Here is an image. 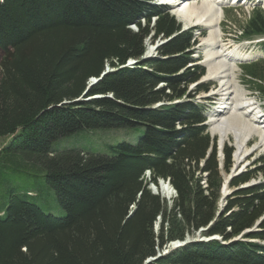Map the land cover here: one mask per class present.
Here are the masks:
<instances>
[{
  "label": "trees",
  "instance_id": "1",
  "mask_svg": "<svg viewBox=\"0 0 264 264\" xmlns=\"http://www.w3.org/2000/svg\"><path fill=\"white\" fill-rule=\"evenodd\" d=\"M150 1L0 0V137L11 136L1 162L44 168L63 211L44 212L38 195L10 191L0 207V264H264V182L231 195L205 232L220 239L156 257L158 247L214 220L222 180L205 115L192 100L209 85L188 94L204 74L201 65L188 66L192 35L178 33L165 6ZM240 31L245 39L264 35V8L255 9ZM151 33L173 37L159 49L165 58L141 61ZM259 47L264 51V42ZM129 59L137 64L125 66ZM106 63L111 70L101 75ZM240 68L262 82L255 85L264 94V59ZM90 77L96 81L85 96H102L76 100ZM183 97L191 100L172 103ZM160 101L170 103L153 107ZM138 126L143 134L135 143L106 144L105 153L54 148L85 130ZM230 154L225 148L226 170ZM146 170L148 182L169 180L177 196L169 208L148 189ZM195 172L207 174L205 187ZM251 176L245 171L230 185ZM259 219L258 231L226 242Z\"/></svg>",
  "mask_w": 264,
  "mask_h": 264
},
{
  "label": "rangeland",
  "instance_id": "2",
  "mask_svg": "<svg viewBox=\"0 0 264 264\" xmlns=\"http://www.w3.org/2000/svg\"><path fill=\"white\" fill-rule=\"evenodd\" d=\"M158 0H151L150 3L153 4L154 2H157ZM203 0H191L187 2L188 4L192 5H200ZM257 2V3H256ZM180 4H176L178 6ZM223 17L221 19V42L220 45H222L224 48H227V50H231L233 48H237L238 54L241 56H251L254 57L256 54L259 53V45L256 40L260 41L261 38H257L255 36V40L252 41H245L242 40L240 37L241 26L245 25L248 21V19L251 17L253 11L257 8H264V0H260V2L256 1L253 2H247V3H237V4H231L230 1L224 0L223 2ZM169 13V12H168ZM155 18L151 19L150 27L155 23ZM179 22L180 24V32L183 33L187 32L192 35L190 40L191 47L189 48V56L193 60L192 63H190L188 66L193 64H200L203 66L204 69V75L200 77L199 80L196 82L191 83L188 86V94L193 95L194 90L200 86H207L210 85L208 91H200L193 97V101L201 105V107L204 109V112L207 116H209L211 120V115L215 112L216 107L218 105L219 99H221V95H213V93H217V89H219V81L217 80H211L208 78V66L205 63V51L202 46L203 42V36H207L208 29L205 26V24L202 23H191L188 21ZM142 25L144 23L142 22ZM198 28V29H196ZM131 29L133 31L136 30V26L132 25ZM200 33V35H199ZM152 35V36H151ZM150 36H148L143 43L144 46V55L140 57L141 61H145L148 58H165L160 55L159 49L163 44H165L166 41L171 39L165 38L163 36H155L153 33H151ZM254 38V37H252ZM193 43V45H192ZM2 57V52L0 50V60ZM240 59H244V57H241ZM237 60L234 67V72L236 75V80L238 85H240V90L247 89L251 93H256L262 95L260 92H258V89L255 85V83L250 81L245 75L244 72L240 68V64L244 60ZM255 59V58H251ZM136 60H134L133 63L129 64V61L127 60L124 65L126 66H134ZM105 69L103 72H105L106 69H110L108 63L104 66ZM103 75V73L101 74ZM92 80V81H91ZM96 78L93 79V77H90L87 81V88L82 93L81 97L77 98L76 100H90V99H96L101 97L102 95H92V96H85L89 87L95 83ZM92 82V83H91ZM91 83V84H90ZM164 85L163 83L158 84V87H161ZM243 91V90H242ZM86 92V93H85ZM243 93H245L243 91ZM97 96V97H96ZM211 96H215L218 98H210ZM221 97V98H220ZM264 98V95H262ZM191 100L188 97H183L181 99H176L172 101V103L176 102H182V101H188ZM75 101V100H74ZM163 103H170L167 101H160L155 104H153V107H157ZM219 107V105H218ZM220 110V109H219ZM250 114V113H249ZM252 114H250L248 117H251ZM211 123L207 127V132L209 134V137L214 140L215 144V151H216V158L218 161V169H219V175L221 177L222 183L221 188L219 190V196L217 199V209L215 211L214 220L209 222L208 226L200 227L197 231H189L186 232L183 239H176L168 242L165 246H163L164 249L168 248H174L171 247V243L177 242V244H187L192 242H198V241H208L213 239H220L216 238V235L206 236L205 232H207L208 227L215 221L216 217H218L223 209L225 208V205L228 203L227 201H230L232 199L231 195L237 191V189L246 188L249 186L257 185L261 182H264V160L260 161V157L264 156V150L263 149H256L258 146L256 141H258V138L254 136L250 141L248 142V146L250 148V152H252L250 155L245 156V158L241 159V163L234 161V155L232 158V153L234 154L235 151V144L234 139L232 136L228 138V140L225 141V143L220 145L222 150L220 151V147L218 146V138L217 136L213 135L211 133ZM178 127V125H176ZM143 134V127L138 126L135 128H112V129H97V130H85L77 135H73L69 138H63L60 139L58 142L54 144V148L56 151H62L66 148L70 147H78L83 150H89L94 151L98 153H105L106 152V144H113L120 141H127L135 143L137 138ZM213 136V137H212ZM11 139V136H5L0 137V150L2 147H4L9 140ZM252 144V146H251ZM257 145L256 147H254ZM225 148L231 149V156H230V165L228 169L226 170L224 168L225 166V156H224V150ZM256 150V151H254ZM212 151V150H211ZM208 152L206 157L209 156L211 153ZM223 155V156H222ZM3 156L2 153H0V157ZM2 160V157L0 158V162ZM221 160V161H219ZM234 162L238 166L234 167ZM203 160L199 163V168H202L204 166ZM250 172L252 176L250 179L242 184H239L237 187H233L230 185V182L233 180L234 177L240 175L243 172ZM45 170L44 168H36L31 162L26 164H21V166H18V169H12L9 167L4 166L3 162L0 163V207H4L8 203L10 191L14 190L16 192H25V191H31L33 195H38L37 199H35L36 204L44 211V212H50L54 214H63V211L59 208L58 204L56 203V200L54 198V191L49 188L46 185L45 178H44ZM196 176H201L200 184L202 187L206 186V179L207 174L206 173H196ZM145 176V175H144ZM227 178V181H226ZM144 180L148 183V189L152 194H157L161 202H165L166 206L169 208L172 205V201L174 198H176V192L173 189L172 186L169 183V180H164L167 186H169V191L166 193H163L159 190L160 182L153 186L150 184L151 182H148L147 176H145ZM228 184V186L226 185ZM227 186V188H226ZM224 187V188H223ZM225 188L227 190H225ZM156 192V193H155ZM264 217V215L262 216ZM260 219L255 222V225L251 230H244L236 237H233L232 239L226 241H236V240H243V235L249 232H254L259 230V224ZM161 224V216L158 215L156 217V221L154 223V232L158 233L160 229ZM189 239V240H188ZM256 242L258 240H255ZM259 242V241H258ZM263 244V242H259ZM169 246V247H168ZM168 247V248H167ZM162 250V249H161ZM159 247L157 248V252H162ZM173 250V249H172Z\"/></svg>",
  "mask_w": 264,
  "mask_h": 264
},
{
  "label": "bare ground",
  "instance_id": "3",
  "mask_svg": "<svg viewBox=\"0 0 264 264\" xmlns=\"http://www.w3.org/2000/svg\"><path fill=\"white\" fill-rule=\"evenodd\" d=\"M189 1L191 0H179L178 4H181L179 16L183 21H188V23L205 24L209 30L207 36L203 37L202 42L205 51V63L208 66L207 76L211 80L219 81L220 85L217 93L222 97L221 105L223 111L221 109L217 110L219 113L212 115L211 133L217 136L219 147L220 145L222 147L225 141L232 136L235 144L234 159L236 163H241V159L245 158L250 152L248 142L254 136L258 138L257 143L264 150V130H261L253 123L252 118L248 117L250 114L255 116L257 109L250 103V98H246L245 93L240 90L234 72L237 60L241 57L245 59L251 56L239 55L236 47L227 50V48L220 45L222 41L220 23L223 17V0H203L200 5L196 6L188 4L187 2ZM133 60L129 59L128 61ZM158 185L161 192L166 193L169 191V186H167L168 184L165 181H161ZM226 185L228 186L227 183ZM226 188L225 190H227ZM215 237L218 238V236ZM176 243L173 244L176 246ZM182 245L185 244L183 243Z\"/></svg>",
  "mask_w": 264,
  "mask_h": 264
},
{
  "label": "water",
  "instance_id": "4",
  "mask_svg": "<svg viewBox=\"0 0 264 264\" xmlns=\"http://www.w3.org/2000/svg\"><path fill=\"white\" fill-rule=\"evenodd\" d=\"M110 70H111V69H106L105 72H103V74L106 73V72H108V71H110ZM162 181H163V180H162ZM173 245L175 246V244H173ZM163 254H165V253H163ZM161 255H162V254L157 253L156 257H159V256H161ZM153 259H155V257H154V258H149V259H147V262L150 261V260H153Z\"/></svg>",
  "mask_w": 264,
  "mask_h": 264
}]
</instances>
